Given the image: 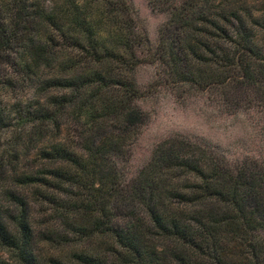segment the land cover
Here are the masks:
<instances>
[{
    "label": "trees",
    "instance_id": "trees-1",
    "mask_svg": "<svg viewBox=\"0 0 264 264\" xmlns=\"http://www.w3.org/2000/svg\"><path fill=\"white\" fill-rule=\"evenodd\" d=\"M148 3L155 45L130 0H0V264H264V152L176 135L127 175L162 87L264 140V0Z\"/></svg>",
    "mask_w": 264,
    "mask_h": 264
},
{
    "label": "rangeland",
    "instance_id": "rangeland-1",
    "mask_svg": "<svg viewBox=\"0 0 264 264\" xmlns=\"http://www.w3.org/2000/svg\"><path fill=\"white\" fill-rule=\"evenodd\" d=\"M130 1L146 27L151 44L155 45L167 14L154 11L148 0ZM154 74V66H140L136 74L139 85L144 89L154 79ZM137 103L149 114V121L132 147L127 164L128 177L134 176L147 163L159 142L176 135L217 144L231 159L259 157L264 152L262 120L252 112L226 113L206 93L184 87H162Z\"/></svg>",
    "mask_w": 264,
    "mask_h": 264
}]
</instances>
